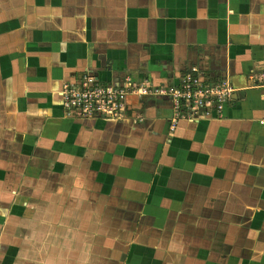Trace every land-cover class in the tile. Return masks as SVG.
I'll list each match as a JSON object with an SVG mask.
<instances>
[{
  "label": "crops",
  "instance_id": "obj_1",
  "mask_svg": "<svg viewBox=\"0 0 264 264\" xmlns=\"http://www.w3.org/2000/svg\"><path fill=\"white\" fill-rule=\"evenodd\" d=\"M228 82L223 117L169 97L65 113L85 74ZM264 0H0V264H264Z\"/></svg>",
  "mask_w": 264,
  "mask_h": 264
},
{
  "label": "built area",
  "instance_id": "obj_2",
  "mask_svg": "<svg viewBox=\"0 0 264 264\" xmlns=\"http://www.w3.org/2000/svg\"><path fill=\"white\" fill-rule=\"evenodd\" d=\"M264 88V71L260 75ZM167 96L173 109L171 131L180 119L198 120L203 117H223L226 106L233 100L235 89L228 82L207 84L200 78L199 69L193 68L183 76L178 86L148 88L126 79L123 86L104 84L89 74L74 77L60 91L62 108L79 118L99 115L119 119L124 116L129 95L148 94Z\"/></svg>",
  "mask_w": 264,
  "mask_h": 264
}]
</instances>
